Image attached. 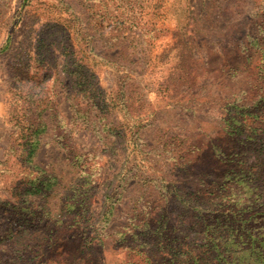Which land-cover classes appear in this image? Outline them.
<instances>
[{
  "label": "rangeland",
  "instance_id": "1",
  "mask_svg": "<svg viewBox=\"0 0 264 264\" xmlns=\"http://www.w3.org/2000/svg\"><path fill=\"white\" fill-rule=\"evenodd\" d=\"M130 1V19L138 26L131 31L139 38L128 56L117 59L113 55L121 48L108 49L96 16L107 5L123 11L126 0H0V264L12 248L14 220L29 228L33 217H27L26 204L20 203L19 217L15 207L18 193L38 174L57 179V185L49 196L29 197L54 212L62 208L69 186L81 177L86 183L92 180L91 211L101 218L108 185L125 184L128 170L158 185L153 192L160 193H152L156 201L170 193L165 181L177 172L181 156L192 160L193 184L203 172L225 175L229 182L234 172L264 170V121L256 116L264 117V0ZM64 29L72 49L95 68L105 95L115 97L119 86H125L121 94L131 99L132 107L116 105L109 112L123 136L107 130L113 126L97 132L70 108ZM91 34L94 53L111 55L116 68L91 59L84 39ZM29 99L36 100L30 109L25 105ZM240 116L245 120L238 125L235 118ZM137 117L142 127L135 123ZM34 119L43 123V132L28 163L26 141L34 138ZM238 128L242 136L236 135ZM67 145L74 157L82 155L79 163L71 162ZM133 182L126 183L128 189L106 226L114 233L105 247L91 250L90 257H77L84 241L73 234L75 228L61 230L53 248L32 264H129L130 244L117 232L135 221L131 206L145 193ZM228 184L232 194L234 179ZM239 187L238 199L251 195L250 186L243 184L241 192ZM137 206L143 209L142 201ZM143 257L137 255L136 262L148 264Z\"/></svg>",
  "mask_w": 264,
  "mask_h": 264
},
{
  "label": "trees",
  "instance_id": "2",
  "mask_svg": "<svg viewBox=\"0 0 264 264\" xmlns=\"http://www.w3.org/2000/svg\"><path fill=\"white\" fill-rule=\"evenodd\" d=\"M130 3V0H126L122 6L123 11L114 5H107L104 12L100 11L96 16L97 30L108 45V49L121 48V53L113 55L117 59L123 55L128 56V50L139 38L137 31H131L132 27L138 26L130 19L129 12L133 7L128 6ZM81 26L82 32L85 33L86 27L83 24ZM84 39L92 52L90 57L94 62L103 61L105 65L116 68V61L111 59V55L102 57L94 53L95 35H87ZM98 66L99 63H96V67ZM64 72L70 82L66 89L67 100L75 116L82 118L87 126L97 132L105 130L107 126H113L114 130L111 128L107 130L111 131L114 137L123 136L117 128L116 121L112 122L109 119V112L111 107L116 105H123L124 109L132 107L131 99L122 95L125 86H119L114 92L115 97L105 95L95 68L81 60L70 46L66 29H64ZM119 97L121 99L117 100ZM35 101L26 100L25 105L30 109ZM51 110L54 111L53 105ZM256 116L258 121L263 123V115L258 113ZM139 120L138 117L134 119L135 123H138L137 126L142 127ZM242 120H245L243 116L235 118L238 125H241ZM42 124L37 119L30 121L34 138L26 141L30 146L28 163H32L36 149L39 147L38 136L43 132L40 127ZM151 124L147 123V126ZM240 134L241 128L236 129V135ZM67 150L72 163L76 164L75 160L77 163L81 161L82 155L74 157L75 152L71 145H67ZM87 158L89 160V156ZM175 164L177 172H174L173 178L169 177L170 181H165L170 193L163 194L164 199L160 201L154 200L152 195V193H160V189L159 192H153L154 189H158V185H153L152 180H147L139 172L133 174L128 170L129 177L122 178L126 179L123 185H116L112 181L105 193L106 209L101 218L91 211L92 180L86 183L81 177L69 186L62 199V208L59 212H54L46 204L41 206L40 202L37 204L36 200L29 197V194L49 196L48 194L57 185V179L43 176V173L38 174L27 183L25 192L17 195L20 201H17L19 205L16 204L15 214L18 217L21 215L20 203L23 202L30 212L27 217L33 218L28 221L29 228L21 225L18 219L14 220L17 226L11 231L12 248L9 254H5L7 257L3 264H32L41 257V253L45 254L53 248L52 245L61 230L68 232L72 228H75L73 234L78 233L84 241L83 244L80 240L77 257L85 253L90 257L91 250L105 247L109 237H113L114 233H111L106 226L115 213L117 203L128 189L126 183L130 179L134 180L132 186H142L145 193L135 199L134 207L131 206L130 213L131 210L133 212L130 217L135 221L130 223L125 231L117 232L123 235V241L127 245L130 244L129 264H138L137 255L142 254L145 257L141 260L148 261V264H264V170L255 172L242 170L239 174L234 172L229 174L232 178L229 182L225 175L215 176L202 171L203 173L195 176L197 183L193 184L190 181L192 160L181 156V162L176 161ZM233 179L234 192L229 194L228 183ZM238 184L240 192L243 184L250 186L251 195L238 199L236 194ZM140 201L143 203V209L137 206ZM18 226L21 229H18ZM38 229L40 232L37 231ZM26 231L27 235H25ZM66 235L67 233L64 235L65 241ZM68 247L70 248V245ZM66 261L70 263L71 259L67 258Z\"/></svg>",
  "mask_w": 264,
  "mask_h": 264
}]
</instances>
